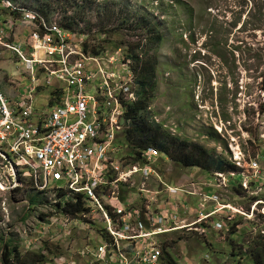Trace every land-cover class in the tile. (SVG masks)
I'll list each match as a JSON object with an SVG mask.
<instances>
[{"label": "rangeland", "instance_id": "1", "mask_svg": "<svg viewBox=\"0 0 264 264\" xmlns=\"http://www.w3.org/2000/svg\"><path fill=\"white\" fill-rule=\"evenodd\" d=\"M9 1L40 13L44 7L50 8L48 18L43 15L60 26L65 16L74 17L84 10L76 30L61 27L88 44L93 54L92 48H103L101 53L110 54L123 50L129 58L128 46L117 50L114 46L127 40L143 45L145 32L128 25L143 15L155 22L165 40L150 55L156 56L159 62L150 119L222 158L227 170L230 165L237 168L234 172L220 173L224 177L220 178L217 173L197 167H179L159 152V169L169 184L186 190L195 186L201 193L196 203L189 198L190 202L196 205L200 200L205 213L225 206L202 222L206 227L203 230L198 232L189 227L163 237L164 257L167 256L164 245L173 240L177 243L167 250L177 264H240V261L253 264L245 253L255 239L264 236L263 202L254 213L252 210L256 201L264 200V0H91V3L76 2L72 6L69 0ZM122 7L128 13L119 11ZM29 34V29H24L21 36L13 39L15 44H25ZM25 70L15 55L0 49V92L6 98L10 92L17 95L18 101L36 85ZM48 92L43 90L45 94ZM48 108V99L37 94L38 114L47 112ZM251 161L260 164L259 179L252 177ZM25 173L11 194L0 190V264H4L5 249L11 258L17 251L20 255L42 254L48 259L84 255L86 249L79 251L87 244L84 237L92 240L91 245L99 241L95 233H89L78 222V227L66 233L64 226L50 215L58 213L55 202L62 194L57 195L51 189L37 193L28 172ZM238 173H243L245 178ZM244 179L247 186L241 183ZM49 185L64 186L63 182L53 181ZM178 196L184 198L181 192ZM168 198L175 200V196ZM197 210L179 214L186 222L196 221ZM35 222L46 226L42 229L43 225L38 224L33 232ZM218 222L221 228L216 229ZM89 258H79L77 264H90Z\"/></svg>", "mask_w": 264, "mask_h": 264}, {"label": "built area", "instance_id": "2", "mask_svg": "<svg viewBox=\"0 0 264 264\" xmlns=\"http://www.w3.org/2000/svg\"><path fill=\"white\" fill-rule=\"evenodd\" d=\"M0 13L5 21H11L8 30L33 29L21 46L8 40V34L0 28V49L20 58L25 73L36 84L14 102L0 92V190L11 194L19 185L18 179L27 175L25 171L40 192L51 189L50 181L63 182L62 195H83L85 206L96 217L94 221L100 218L108 228L102 245L107 240L110 245L95 246L98 254L89 263L164 264L163 237L189 227L199 232L206 228L202 222L225 206L205 213L200 200L193 204L201 198L195 186L186 190L164 179L158 151L148 148L131 154L125 140H120L128 123L124 108L137 101L139 88L132 61L123 50L111 54L86 51L83 40L78 41L75 34L32 8L4 0ZM44 88L49 90L47 94ZM37 94L48 99L49 110L41 115ZM122 117L126 119L124 126ZM249 169L252 177L259 179V162L251 161ZM238 175L245 178L243 173ZM241 183L247 186L248 182L244 179ZM178 192L184 194L183 200H166ZM261 202L264 205V200L253 204V213ZM195 210L196 221L186 222L179 214ZM120 221L125 224L116 226ZM197 224L202 229L195 227ZM65 225L66 230L77 226H69V222ZM220 225L218 222L214 227ZM84 240L87 244L79 251H91L89 238ZM88 256L87 252L71 254L66 259H51L49 264H77L79 258Z\"/></svg>", "mask_w": 264, "mask_h": 264}, {"label": "trees", "instance_id": "3", "mask_svg": "<svg viewBox=\"0 0 264 264\" xmlns=\"http://www.w3.org/2000/svg\"><path fill=\"white\" fill-rule=\"evenodd\" d=\"M91 3V0H69L70 5L78 3ZM50 8L44 7L42 14L49 16ZM121 12L128 13L126 7L120 8ZM84 10L78 11L76 15L65 16L62 22L63 27L67 29L76 30L80 24V19ZM117 13V11H115ZM111 17V16H110ZM136 29L144 30L145 34L143 45L135 44L132 42L122 41L121 43L114 46V50L119 49L121 46H128L129 48V58L133 63L134 70L137 74V80L139 88L137 91V101L132 104H127L124 108V115L128 121L126 129L123 131V139L128 146V150L131 154H140L143 150L153 147L158 149L160 153L168 156V159L175 163L179 167L183 168H200L206 172L213 173H229L237 171V168L234 165H230V170H227V163L222 158L216 156L214 153L206 150L200 144L190 142L188 139L181 138L176 136L169 131L163 129L162 125L155 123L149 116L150 106L152 104V98L154 96V81L156 78V70L159 65L158 58L154 56L151 58V51L156 49L160 44L165 40L164 34L156 26L155 22L151 21L148 17L143 15L138 21H134L128 25ZM107 33V32H106ZM148 36V37H147ZM109 45H112V42L106 41ZM121 44V45H120ZM140 48V49H139ZM94 54H99L103 48H92ZM139 49V52L136 51ZM85 50H89V45H85ZM120 138V140H123ZM211 191V190H210ZM30 204L33 205L32 200ZM72 202V201H71ZM69 202V203H71ZM75 203H67V207H63L65 213H70L77 215L82 212V200L81 197L77 198ZM35 210V209H34ZM30 209V211L34 212ZM42 215L43 213H39ZM44 216V215H43ZM42 216V217H43ZM205 227V224L202 225ZM264 236H260L259 239H255L250 246L249 251L245 253L248 257V261L253 264H264ZM177 241H171L169 244L164 245V250L167 262L169 264H177L176 258H173L167 248L173 247ZM5 247L8 246V243L5 242ZM47 249L49 244L45 241L44 245ZM50 250V249H49ZM56 250V247H55ZM15 251L17 247L15 246ZM52 257L54 251H50ZM2 260L4 264H49L51 259H48L45 255L30 253L26 255H20L18 251L15 253L14 257H10V253L5 249L3 251ZM49 260V261H48ZM242 262L240 261V264Z\"/></svg>", "mask_w": 264, "mask_h": 264}, {"label": "bare ground", "instance_id": "4", "mask_svg": "<svg viewBox=\"0 0 264 264\" xmlns=\"http://www.w3.org/2000/svg\"><path fill=\"white\" fill-rule=\"evenodd\" d=\"M3 1L4 0H0V5L3 4ZM5 1H9V0H5ZM4 13L7 14V12H4ZM15 16H18V14L16 13ZM4 17H5V15L2 14V13H0V28L3 29L6 32V34H8V40L15 39L16 37H19V35L21 36V33L24 31V29H29V31H30V34L27 35V36H31L32 33L34 32L33 29H31V28H25V27L24 28H21V29L20 28H16L15 30H12V31L11 30H8V24H10L11 21H9V22L8 21H5V18ZM20 45L22 46V44H20ZM25 46L26 45H24V47ZM17 59H18L19 62H22L23 63V61L20 58L17 57ZM149 148H152L155 151H158V149H156V148H153V147H149ZM147 149H145V150H147ZM262 154H264V145L262 147ZM214 174H216V173H214ZM217 174H220V173H217ZM57 183H60V182H57ZM35 190H36L37 193L40 192V190H37L36 187H35ZM51 190H54V192L57 191V193H58L57 195H60V194L63 193V186L62 185H59V186L58 185H54V186H51ZM179 193L180 192H178L175 195V200H173V202H177L176 201V198H177L178 201L183 200V196L182 197L178 196ZM78 197H81V200L83 202L82 203L83 204L82 205V209L83 210H82L81 213H79L77 215H73V214H70V213H65L64 210H63V211H57L58 212L57 214H53L52 215V213H51L50 215L53 216L54 218H56V220L58 222H60L61 225L64 226V231H69V230L71 231V228H68L69 230H66V225H65L66 222H69V226H72L73 224H76L77 225V222H78V223H81L84 228L91 229L95 233V235H96L95 239L97 238L99 241H97L96 243L94 241V243L91 244V251H88L86 249V251L84 252V253L87 252V254H89L88 257H90L91 260L93 261L94 257L98 254V252L95 251V246H97V248L99 249V246H106V247H108L110 245V241H108V240H107V242H105V244L102 245V243L104 242V238H105L104 231H105V228H106V227L105 228L103 227L104 222L102 220H100V218H98L96 221H94L96 217L95 216L94 217L91 216L90 213H92V212L89 210L88 207L85 206L84 196L81 195V194H77L76 196H72L70 198L61 195L59 197L58 201L55 202V204H57L58 207H64L65 208V207H67V203H69V202L72 201L71 203H69V207H70V204L75 203L73 201H77V198ZM166 200H168L169 202H172V201L169 200L168 197H167ZM166 200L164 202H166ZM164 202H163V204H164ZM40 212L42 213L41 210H40ZM64 217H66V218H64ZM90 218H91V220H89ZM104 219H106V217ZM59 220H63V221H59ZM38 224H41V226L43 225V228L42 229H44V226H46V224L38 223L37 222L36 223V226H34V231H36L38 229V226H37ZM49 224H50V222H48V225ZM121 224H125V223L123 221H120V222L116 223L115 225L116 226H120ZM106 229H108V228H106ZM89 241L91 242L92 240L89 239ZM60 258H63V257L62 256H57L53 260H59ZM161 260L163 261L164 264H169L167 262H164V261H167V259L164 257L163 249H162V253H161ZM60 263H65V261H63V262L61 261ZM90 264H98V263L95 262V263H90Z\"/></svg>", "mask_w": 264, "mask_h": 264}, {"label": "crops", "instance_id": "5", "mask_svg": "<svg viewBox=\"0 0 264 264\" xmlns=\"http://www.w3.org/2000/svg\"><path fill=\"white\" fill-rule=\"evenodd\" d=\"M8 97L9 98H13V99H15L16 97H17V95H15V94H12V93H10V92H8ZM16 100V99H15Z\"/></svg>", "mask_w": 264, "mask_h": 264}, {"label": "water", "instance_id": "6", "mask_svg": "<svg viewBox=\"0 0 264 264\" xmlns=\"http://www.w3.org/2000/svg\"><path fill=\"white\" fill-rule=\"evenodd\" d=\"M120 123H121L122 126L125 125V123H126V119H125V117H122V118H121Z\"/></svg>", "mask_w": 264, "mask_h": 264}]
</instances>
